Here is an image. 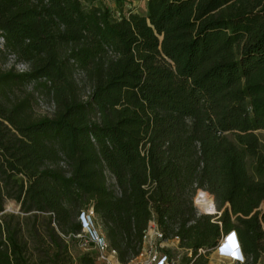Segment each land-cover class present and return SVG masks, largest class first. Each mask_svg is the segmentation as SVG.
I'll use <instances>...</instances> for the list:
<instances>
[{
	"label": "trees",
	"instance_id": "16d2710c",
	"mask_svg": "<svg viewBox=\"0 0 264 264\" xmlns=\"http://www.w3.org/2000/svg\"><path fill=\"white\" fill-rule=\"evenodd\" d=\"M0 37L1 53L28 67L0 72V264H32L25 232L49 264L68 263L59 232L79 235L89 208L96 255L81 264L97 260L94 225L126 263L152 216L185 250L179 264H207L229 231L244 264L259 262L264 0H145L144 14L96 0H0ZM30 83L50 95L52 117L32 118L33 96L14 98ZM199 188L217 221L196 216ZM7 201L25 221L4 212Z\"/></svg>",
	"mask_w": 264,
	"mask_h": 264
},
{
	"label": "built area",
	"instance_id": "2783aa9c",
	"mask_svg": "<svg viewBox=\"0 0 264 264\" xmlns=\"http://www.w3.org/2000/svg\"><path fill=\"white\" fill-rule=\"evenodd\" d=\"M96 1H99L107 5L109 8H116V6L120 4L122 8L135 11V9L139 5L140 0H96ZM0 49L4 50V40L1 37H0ZM11 57L13 58V62H14L13 66L16 65V67L17 66L24 67V69H20L16 72L22 73L28 71L27 65L17 62L16 58L13 55H11ZM106 174L108 180L114 183L113 178L108 173ZM198 196H201L203 207H200L196 203V198ZM193 205L195 207L197 216H202V215L208 216L211 218L213 222L218 220L220 212L216 210L213 199L207 191L200 188L197 189L193 197ZM90 213L91 215L88 216L92 217L93 216L92 209L90 210ZM84 227L89 228V226H84ZM233 232L234 231H229L225 234H222L215 247L212 250H207V251L214 252L215 255L220 260L227 261L231 264H244L246 259L243 254L239 240H237L235 237L229 238V236H231ZM90 238L91 241L95 242L96 244L97 256H98L96 262L102 264H179L180 261L178 260L177 256L176 258H172V256L166 253V251L169 249L175 251L176 249H178L177 247L173 248L167 244L173 241L178 243V239L176 237L165 238L164 233L158 227L154 216H152L151 220L148 223L147 229L144 231L140 253L137 256L131 258L126 263H119L117 261V252L109 248L107 242L102 236H99L98 234L93 232ZM180 250L181 249H179V251ZM187 252H188V256H191V252L190 251ZM197 253L199 255L205 254L206 250L199 249Z\"/></svg>",
	"mask_w": 264,
	"mask_h": 264
},
{
	"label": "rangeland",
	"instance_id": "374dc122",
	"mask_svg": "<svg viewBox=\"0 0 264 264\" xmlns=\"http://www.w3.org/2000/svg\"><path fill=\"white\" fill-rule=\"evenodd\" d=\"M144 4H145V0H140L139 5L135 9V11L140 13V14H144L145 13ZM126 10L127 9H125V11ZM3 51L4 50L0 49V72H6V71H9L11 69H14L15 71H18L20 69H24V67H21V66H17V67H16V65L13 66L14 65L13 58L11 57L10 54H7L6 56L3 55V53H1ZM73 78H74L75 82L77 83L78 87L80 88L82 95L84 94L83 96H85L86 92L88 91L89 85H88V82L86 80L84 73L80 70H76L73 73ZM13 96L17 100H22L28 96H33L32 97L33 98L32 99V106H31V115H32V118H34V119H40L43 117L50 118L54 114L55 108H54V105L52 103L50 95L32 83L14 88L13 89ZM257 134H258L260 141L263 145V151H264V132L260 131V132H257ZM211 197H212V195H211ZM212 199L214 202L213 197H212ZM197 201H198V204L200 206L203 205V202L201 201V199H198ZM192 202H193V199H192ZM193 207H194V205H193ZM90 210H91V208H89L87 210V216L91 215ZM4 212L6 214H14V216H16V217L18 216L19 220H21V221H25L24 219L27 218V215L21 214L19 211V207L12 201L6 202ZM195 213H196V210H195ZM87 216H86V218H87ZM92 217H94V215ZM197 217H200V216H197ZM78 219L79 218H77L76 221ZM16 221H17V218L12 221L13 224ZM45 222L46 221L45 220L43 221V219H42L37 226L40 233H43V231L45 230ZM90 229H91V226H89V228L84 227L83 231L79 235H75V236H72V235L64 236L62 233L59 232V235L61 236V238H63L65 244H67V246H68V254L71 258V260L68 263L66 262V264H81V263H79V258L85 254H91L93 257H95V255H96L95 248L93 246L87 245L88 239L86 238V236L89 235ZM94 229L99 236L103 235V232L101 231L99 225H94ZM25 237H26V240L28 243V257L30 259V262L32 264H49L48 260L46 259V256H45L46 253H48V251H49L48 248L42 244L37 243L35 241L34 237L32 236V234L30 235L29 232H25ZM219 239H218V241H219ZM167 244L173 248H175V247L178 248V249H176L175 252H176V256L178 257V260H180L183 257L185 250L181 249L179 251V249H180L178 246L179 242L176 243L175 241H173V242L167 243ZM207 259H208V263H211V264H231V263L224 261V260H220V259L218 260L215 253L212 251H209L207 253ZM94 264H102V263L95 262ZM257 264H264V256H262L260 258V260Z\"/></svg>",
	"mask_w": 264,
	"mask_h": 264
},
{
	"label": "clouds",
	"instance_id": "9594fccd",
	"mask_svg": "<svg viewBox=\"0 0 264 264\" xmlns=\"http://www.w3.org/2000/svg\"><path fill=\"white\" fill-rule=\"evenodd\" d=\"M230 237H232V238L235 237L237 240H239L235 232H233V233L231 234V236H229V238H230ZM226 244H227V243H226Z\"/></svg>",
	"mask_w": 264,
	"mask_h": 264
},
{
	"label": "bare ground",
	"instance_id": "6f19581e",
	"mask_svg": "<svg viewBox=\"0 0 264 264\" xmlns=\"http://www.w3.org/2000/svg\"><path fill=\"white\" fill-rule=\"evenodd\" d=\"M198 199H201V196H198L197 198H196V203L198 204ZM199 205V204H198ZM200 206V205H199ZM200 207H203V205L202 206H200Z\"/></svg>",
	"mask_w": 264,
	"mask_h": 264
},
{
	"label": "crops",
	"instance_id": "0c3cea01",
	"mask_svg": "<svg viewBox=\"0 0 264 264\" xmlns=\"http://www.w3.org/2000/svg\"><path fill=\"white\" fill-rule=\"evenodd\" d=\"M144 8H145V4H144ZM144 11H145V9H144ZM217 257V256H216ZM217 259L219 260V258L217 257ZM208 264H211V263H208Z\"/></svg>",
	"mask_w": 264,
	"mask_h": 264
}]
</instances>
